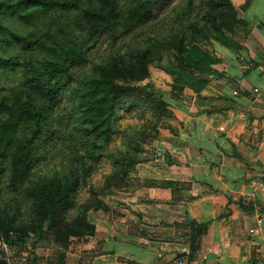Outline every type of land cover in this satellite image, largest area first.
<instances>
[{"label":"trees","instance_id":"obj_1","mask_svg":"<svg viewBox=\"0 0 264 264\" xmlns=\"http://www.w3.org/2000/svg\"><path fill=\"white\" fill-rule=\"evenodd\" d=\"M158 1L0 0V67L22 74L8 94L0 95V162L6 161V167H0V177L7 169V188L22 192L28 203L24 219H12L0 211L1 242L35 247L45 223L56 225L73 206L77 189L106 153L121 108L127 103L132 106L149 102V94L140 92L138 83L148 77L150 64L176 74L175 80L184 79L187 86L199 91L215 72L211 66L218 59L213 41L229 49L240 48L231 33L240 21L238 9L243 11L248 0L239 8L231 0H204L199 5L186 0L174 11L165 33L148 36L123 52L114 51L92 63L69 99L73 136L66 159L52 172L32 176L31 168L38 157L37 141L64 90L62 79L70 74L73 64L84 60L88 50V40L82 34L111 35L119 29L129 32L153 16ZM35 13L40 15L39 23L31 22L32 29L25 32L11 27L6 20L7 15L16 14L31 21ZM12 47L18 52L9 53ZM168 53H173L178 62L169 68L163 64ZM179 66L195 70L184 74ZM158 102L162 111H171L166 101ZM142 141L129 140L132 147L125 160L109 154L114 176L119 173L121 178L126 177L141 161L137 155L142 151ZM97 202L96 208L106 209L101 200ZM89 207L93 205L81 207V213ZM190 222L196 229L204 226Z\"/></svg>","mask_w":264,"mask_h":264},{"label":"crops","instance_id":"obj_2","mask_svg":"<svg viewBox=\"0 0 264 264\" xmlns=\"http://www.w3.org/2000/svg\"><path fill=\"white\" fill-rule=\"evenodd\" d=\"M248 1L231 33L240 48L213 41L209 81L165 94L159 150L108 199L113 264H177L181 246L184 264H264V0Z\"/></svg>","mask_w":264,"mask_h":264},{"label":"rangeland","instance_id":"obj_3","mask_svg":"<svg viewBox=\"0 0 264 264\" xmlns=\"http://www.w3.org/2000/svg\"><path fill=\"white\" fill-rule=\"evenodd\" d=\"M203 1L193 0L195 5L202 4ZM185 2L186 0H159L153 9V16L136 25L129 32H122L119 29L115 34H97L92 37L87 33L82 34L88 40V50L84 60L73 64L70 74L62 79L64 90L59 94L55 106L48 114L45 128L37 141L38 157L31 168L32 176L52 172L66 159L69 140L73 136L69 99L80 77L90 71L92 63L106 58L114 51L123 52L129 45L141 42L148 36L165 33L172 22L174 11ZM126 4L127 1L124 2L123 7ZM31 18L32 20L28 21L20 19L16 14L6 16L11 27L22 32L32 29L31 22L38 24L40 15L35 13ZM7 51L18 52V48L12 47ZM163 64L169 68L178 62L173 53H168ZM178 69L184 74L195 70L186 66H179ZM148 71V77L138 83V86L140 92L149 94V102L136 103L132 106L127 103L121 108L111 140L107 143L106 153L94 163L86 181L77 189L73 206L60 217L56 225L49 226L45 223L41 238L35 247L29 244L10 246L0 241V264H93L96 260L114 263L113 256L107 255L109 252L105 250V220L112 212L107 201L133 184L136 179L133 175L137 164L145 161V158H154L159 150L155 146V137L161 128H167L166 119L173 116L172 109L167 113L162 111L159 99L166 100L165 94L169 91L172 96L178 97L184 90L189 89L184 79L175 80L176 74H168L158 68L156 63L150 64ZM21 75L19 70L12 71L0 67V95L8 94L16 86ZM131 139L136 141L143 139L142 151L137 155L141 161L128 171L126 177L121 178L119 173L114 176L113 158L109 154L125 160L127 151L132 147L131 143L129 144ZM0 167H6V161H1ZM7 174L6 169L5 176L3 174L0 177V211L10 215L12 219H24L28 203L22 192L7 188ZM99 200L106 205V209L99 206L96 208ZM89 203L93 207L81 213V207L88 206ZM89 224H93L94 228L90 229ZM131 232L134 234L132 230Z\"/></svg>","mask_w":264,"mask_h":264},{"label":"built area","instance_id":"obj_4","mask_svg":"<svg viewBox=\"0 0 264 264\" xmlns=\"http://www.w3.org/2000/svg\"><path fill=\"white\" fill-rule=\"evenodd\" d=\"M187 251L186 247L185 246H181L179 249H178V253H185ZM176 262L177 264H184L183 262V258L182 257H179L176 259Z\"/></svg>","mask_w":264,"mask_h":264},{"label":"water","instance_id":"obj_5","mask_svg":"<svg viewBox=\"0 0 264 264\" xmlns=\"http://www.w3.org/2000/svg\"><path fill=\"white\" fill-rule=\"evenodd\" d=\"M182 256H183V253H178L177 254V258L182 257Z\"/></svg>","mask_w":264,"mask_h":264}]
</instances>
